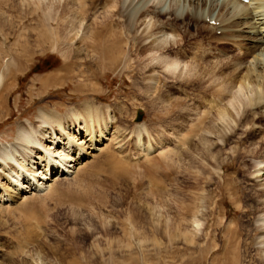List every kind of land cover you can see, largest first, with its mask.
Instances as JSON below:
<instances>
[{"label": "rangeland", "instance_id": "374dc122", "mask_svg": "<svg viewBox=\"0 0 264 264\" xmlns=\"http://www.w3.org/2000/svg\"><path fill=\"white\" fill-rule=\"evenodd\" d=\"M38 1L0 0V49L6 47L9 50L10 46H13L15 42V36L13 35L17 34L28 35L30 40L32 39L31 45H35L36 42H38L35 40L38 36L36 33L49 30L50 37V33L53 34L51 30H53V27L55 29L56 26V29H59L58 31L62 36H68L69 34L73 35L75 32H78V35H80L84 31L87 32L89 27L92 28L94 25L93 23L102 16L101 14L104 12V9H109L108 6L112 4V2L105 4L101 3L98 7H95L96 9H94V11L97 10L95 15H84L83 17L79 14L76 15V9L78 7L76 0H74L76 2L67 0L68 3L65 0ZM156 1L157 0L154 2ZM208 1L209 0H207V3ZM148 2V5L153 4L152 0ZM182 3L185 4L183 11L189 8L187 6V0H176V5L179 4V6H181ZM106 4L108 6L104 7ZM215 4H217V7L212 14L213 17L211 21L215 19L217 13L221 12L219 11L220 2L214 0L213 5ZM117 8H119L118 11L121 10L120 14L122 15L123 9L120 3L117 5ZM201 8L203 7H199L198 9ZM70 9L72 10L71 14ZM183 11L182 14H185ZM78 15L83 18L80 19L81 17ZM69 17H75V20L73 19L74 22L67 21ZM49 18H55L56 20H51L53 27L45 29ZM120 20L125 21L126 18L122 17ZM80 21L82 22L81 24H79ZM204 22L208 24V20ZM73 23H75L76 26ZM211 25H214V23ZM220 25L221 24L216 21V25L214 26L221 29L219 27ZM120 27L122 28L123 26L120 25ZM191 29L192 32H194L193 28ZM198 31L202 36H198V39L197 36H195L198 40L195 39L197 45L195 44L194 46H196V48L191 50L192 53L190 54L183 52L184 59L191 60L190 56L193 54V51L200 47L211 49L209 56L211 61L215 60V58L219 59V57L222 59L226 56L232 57L233 55L243 52V47L228 44L227 47L223 49L227 52L223 58L221 57L222 52L220 53L213 49L215 43L213 39L210 38V36L213 38V35H209L208 32L201 29H198ZM3 33L8 34V38H10L7 40L8 42H2L1 35ZM205 34L207 35L204 37ZM217 34H219V31H217ZM250 36L252 35L250 34ZM167 37V41L173 38V36ZM174 38L178 37L174 36ZM174 38L170 40H174ZM40 42L44 46V50L35 52L25 70L16 75V88L10 93L5 105L1 108L0 147L15 142L16 125L19 122V124H25L26 119L30 117L33 122L36 121L39 108L44 107L48 111H53V108L59 106V108H61L60 113L63 115L66 113L67 109L83 101V97H79L76 93H73V83L77 80L89 81L90 84L87 86V90L92 87L96 88V91L88 92L90 95L89 97L96 98V105H108L110 107L111 114L113 115V122H115V118V120L118 121L117 123L121 124L118 119L125 118L124 124L120 125L124 130L119 131L117 136H113L114 128L111 127L106 132V136L103 137V140L97 144L93 142V145L88 141L89 138L84 139V134L76 136V140H78L77 143L84 147L85 152L82 154L84 156L80 157V162H75L73 169H70L73 173H68L64 176L61 175L62 173L55 174L52 175V177L47 175L46 177L48 178L44 186L37 187L36 189L38 190L35 192L32 191L34 193L31 192L33 195L27 193V199L18 196L12 189V191H8L10 194L12 193V197L10 199H4L6 200L4 203H2V200L0 202V262H6L9 261V259H11V261L4 264H18L15 262L21 260L28 261L30 258L28 253L30 252L27 249L29 248L31 252L33 249L38 248L43 254V258L48 260V264H61V262L65 260L71 261L72 258L85 260L84 258H80L82 257L80 252L86 257L90 256V252H92L90 251V247H92V243L95 242L94 240L96 238H99L100 242L105 241L103 237L105 235L110 237V240L114 238L123 239V229L126 224L128 225L129 223L127 219L132 216L137 218L141 214L144 216V219L140 218L138 225H141L142 230L147 231V233L154 231L152 224L159 220L158 227H160L161 230H156L155 232L158 231L161 234L154 233V235L156 238H161V245L160 242L155 244L156 241L148 242L145 258L142 261L138 260V262L134 263L189 264L192 257L197 255H193V253L190 255V252L198 247L199 244L195 243L196 245L193 246L194 244L189 241H184L183 233L186 232L185 228H191L189 221L190 213L195 210L194 206L198 205L199 212L203 213V220H201L202 225H200L197 235H203L209 224H211L212 230L216 227L219 228V225L217 224L216 226V223L223 220L221 230L216 233V236H218V241L216 240L217 245L223 242L225 227L229 224H231L229 226L232 228L234 227V224L238 221V217L241 215V209L249 210L250 208H256L252 213H245L243 214L244 217L240 216V220L243 222L236 230L238 231L244 227L247 229L253 228L250 238L249 236H245L243 240L250 243L248 252H250L249 254L251 255L247 257V260H250L247 264H257V252L264 253V247H262V245L253 243L259 240L258 236L262 231L261 220L264 218V175L259 177L258 174L261 172L258 174L254 172L255 169L252 166L250 157L246 156L243 160H233L234 152L232 154V149H237L239 147L236 141L241 136L240 131L235 138L231 139L232 142L224 148L216 146V141L219 145L221 141L218 140L216 134H211V138H208L210 142L207 144L209 147L207 150V145L200 144L197 139L201 134V129L198 130V135L195 138L196 141L192 142L193 145L190 143L191 141L189 142V139L195 131L193 125H195L196 122L194 124L188 122L186 131L183 130V128L175 127L174 125L177 124L174 122V124H169L168 126L158 124L156 115H153L151 113L152 110L150 111V109L145 106L146 99L144 97L145 95L148 96L147 93L151 94L150 90L146 91L147 87L151 89L154 86H160V91L158 92H160V99L164 102L157 105L159 107V119L165 116V114L162 113V107L165 104H169L166 102V98H174L177 96L176 92L180 93L177 97L187 100L185 101L187 106L190 102L191 104L193 103L192 90L189 82L178 84L176 86L178 91L174 89L168 90L166 86H172L171 82L173 80L172 78H167L169 83H171L167 84L166 80L162 79L161 73L165 72L161 68L154 71L146 70L144 76H141L143 71L139 72L138 70L137 76L136 69H126L120 65L117 66V69H112L113 71L99 68L94 72V76L90 78L76 76L77 79L72 77L71 80L62 82L59 86H49L48 91L43 92V98L41 99L35 94L30 96L31 91H37L36 89L39 86L37 79L61 71L62 63L65 62V60H70L62 55L67 52V47L72 46L73 48L80 45V43L77 44L75 41H73V43L69 42V44L60 41L56 48L51 47L50 49V43ZM20 45L21 41H19L17 45L18 49H20ZM69 50L70 48L68 51ZM84 52L85 51H79V53ZM247 60L248 62L252 61V59ZM120 68L122 69L120 70ZM155 77H157V81ZM132 81H135V86L131 85ZM139 81L141 82L140 84ZM164 81L165 84L163 85ZM173 83L179 82L173 81ZM194 83L196 84V82ZM179 86H181V89L178 88ZM155 92H157V90ZM184 95H187V97ZM202 106L203 105H200L201 108H196L201 109L199 115H202L204 109ZM185 110L186 108L183 106L179 113L183 114ZM176 114L177 112L174 113V115ZM259 120L261 119H258L256 123L259 124L260 128L256 129V134L247 138L246 142H244L243 145L241 144L239 148L244 152L245 149L243 148L245 147L249 149L253 147L259 148L260 144H262L261 155L264 157V143H260L261 139L264 138V121ZM160 121L163 122L165 119ZM178 121L179 120H177V122ZM141 124L147 129L150 136L149 140L154 146L152 151L150 149L151 154L150 156L147 155L148 157L145 155V151L136 149L134 145L135 135L132 131ZM51 126H55V124L51 123L48 127ZM235 131H237V129ZM231 132L232 130H226L227 135ZM74 134L76 135V132ZM182 138L186 139V144L181 141ZM143 139L144 141L148 139L145 134ZM106 147L111 150L113 149V151H115V149L120 151H115V153H118L115 155L116 159L112 161L115 173L113 175H110L109 168L105 162H103L102 166L101 163L91 166V163L95 161L97 155L104 150V148L107 149ZM160 148L161 151L162 149L164 151L160 152ZM153 149L159 151H154ZM177 150L182 154L179 157L175 154V152H178ZM77 155L78 153H75V157H77ZM120 158L121 161L123 160V164L117 161L120 160ZM124 162L127 164H124ZM81 169L83 171L85 170L84 174L79 173ZM241 170H244V172L241 173ZM60 175L62 177H60ZM138 175L142 177V180L137 182L135 186L132 183L126 185H100L97 183L102 180L128 182L132 179L136 180V176ZM1 179L0 181L3 184L4 181ZM52 187H54V189ZM94 189H98L96 190L98 192L95 193L96 195L102 194L96 197L93 194L96 192ZM159 192H163L164 195L160 196L153 194ZM249 192H252L253 197H248ZM201 196H204L205 202L202 203L203 207L199 208L201 205L198 203V198ZM235 200H237V203H233ZM235 205L238 208H235ZM179 211L183 213L182 217H179ZM173 218H177L176 221L178 223L169 222V227H164V222L167 219L173 222ZM247 219L251 222L250 227L246 226ZM161 220L165 221L162 222ZM120 223H123V226H121ZM160 224L163 227H161ZM28 227L31 229L32 235L34 231L37 232H35L36 234L34 233L38 235L37 238L35 235L33 238L30 232L26 233L29 236L23 234L27 229V231H30ZM259 230L261 231L259 232ZM168 231L171 233V236L168 235ZM243 232L244 231H242V233ZM241 234L238 235L239 239L242 237ZM17 235L18 238L16 237ZM24 235L27 237L31 235L32 240L34 239L35 242L26 249L28 252L24 250L23 253H19L20 251L17 245ZM219 236L222 239L219 238ZM158 240L159 239H157V241ZM191 245L193 248L190 250ZM84 263L112 264V260H107V255L105 254L102 258L96 257L90 261L85 260L81 262V264Z\"/></svg>", "mask_w": 264, "mask_h": 264}, {"label": "bare ground", "instance_id": "6f19581e", "mask_svg": "<svg viewBox=\"0 0 264 264\" xmlns=\"http://www.w3.org/2000/svg\"><path fill=\"white\" fill-rule=\"evenodd\" d=\"M76 1L78 3L76 15L79 14L83 17L84 15H95L97 10L94 11V9L101 3L105 4L112 2V4H110V6L106 4L104 7L108 6L109 9H104V12L101 14L102 16H99L100 19L93 23V27H87L89 30L87 32H82L80 35H78V32H75L76 34L74 33L73 35L69 34L68 36H62L58 31L59 29H56L57 26L54 29L51 22L53 19L56 20L55 18H49L45 28L48 29L53 27V30H51L53 34L50 33L49 37V30L36 33L38 36L35 40L38 42H36L35 45H31L32 39L30 40L28 35H13L15 36L13 46H10L9 50L6 47L0 49V112L8 96H10V93L16 88V75L25 70L35 52L44 50V46L40 41L47 44L50 43V49L51 47L56 48L60 41L66 44L75 41L77 44L80 43V45L73 48L67 45V48H70V50L68 51L67 49V52L62 54L63 57L70 60H65V62L62 63L61 71H53L55 72L54 74L45 75L37 79L39 85L36 89L37 91H31L30 96L35 94L41 99L43 98V92L48 91L49 86H59L62 82H67L71 80L72 77L76 78V76L90 78L94 76V72L99 68L113 71L112 69H117V66L120 65L126 69H136L137 76L138 70L139 72L143 71L141 76H144L146 70L154 71L161 68L165 72L161 73L162 79L166 80L167 84L172 83V86H166L168 90L174 89L178 91L176 88L178 84L189 82L192 90L193 103L191 104L190 102L187 106L185 102L187 100L177 97L180 93L176 92L177 96L174 98H166V102L169 104L163 105L162 113H164L165 116L159 119V107L157 105L164 102L160 99L161 96H159L160 92L158 91H160V86H154L151 89L147 87L146 91L150 90L151 94L145 92L148 95L144 97L146 99L145 106L149 108L150 111L152 110L151 113L153 115H156L158 124L168 126L169 124L176 123L177 125H174L175 127L183 128V130L186 131L188 122H192V124L196 122V124L193 125L195 131L189 139V142L191 141L190 143L193 145L192 142L196 141L197 132L201 129V134L197 138L198 142L207 145L208 142H210V140H208V138H211L210 135L216 134L218 140L221 141L220 145L217 144L216 141V146L219 148L228 146L232 142L231 139L235 138L239 131L241 136L236 141L239 147L246 142L247 138L256 134V129L260 128L259 124L256 122L258 119H261L259 121H264V0H248L247 3L240 0H216L220 2L219 11L221 12L217 13L213 21L214 25H216V21L221 24L219 26L221 29L210 23L213 17L212 14L217 7V4L213 5L214 0H209L208 3L207 0H187V6L189 8H186L185 11H183L185 4L182 3L181 6H179V4L176 5V0H157L156 2L152 0L153 4L150 5L147 4L149 0ZM119 3L123 9L122 15L120 14L121 10L118 11L119 8H117ZM199 7L203 8L198 9ZM182 11L185 12V14H182ZM71 12L72 10L70 14ZM122 17L126 18V20L121 21L120 18ZM74 18L69 17L68 20H66L74 22ZM206 20H208V24H205L204 21ZM81 23L80 21L79 24ZM120 25L123 27L121 28ZM191 28H193L194 32H192ZM198 29L208 32L209 35H213V38L210 36L215 43L213 49L220 53L222 52L221 57L224 58L226 55L225 53L227 52L223 49L227 47L228 44L243 47V52L233 55L232 57L226 56L224 59L219 57V59L215 58V60L211 61L209 59L211 49L200 47L201 49L198 48L193 51V54L190 56L191 60L184 59L183 52L190 54L192 53L191 50L196 48V46H194L196 44L195 36H197V39L199 38L198 36H202ZM217 31H219V34H217ZM250 34L252 36H250ZM206 35L207 34H205L204 37ZM1 36L2 42L10 39L7 33H3ZM167 36H173V38L176 36L178 38H174V40H170L173 39L170 38L169 41H167ZM19 41H21L20 49L17 48ZM79 51L85 52L79 53ZM247 59H252V61L248 62ZM121 69L122 68H120V70ZM155 78L157 81V77ZM167 78H172L174 82L178 81L179 83H173V81L169 83ZM194 82H196V84ZM140 83L139 81V84ZM89 84V81L86 82L84 80H77L73 83V93H76L79 97H83L84 100L72 108L67 109L65 114L62 115L60 113L61 108H59V106L53 108V111H48L44 107H41L38 110L36 116L37 120L35 122H33L30 117L26 119L25 124H19V122L16 125L15 142L0 147V179L2 178L1 180L4 181L3 184L0 181V202L2 200V203H4L6 202L4 199H10L12 197V193L10 194V192H8L9 190H14L18 196L27 199V193L30 194L32 191L35 192L38 190L36 189L37 187L44 186L48 178L46 177L47 175L52 177V175L55 174L62 173L61 175L64 176L65 174L73 173L70 169H73L75 162H80V157H83L84 155L82 154L85 152L84 147L77 143L78 140H76V136L84 134V139L89 138L88 141L93 145L94 143L97 144L102 141L103 137L106 136V132L111 127L114 128L113 136H117L119 131L124 130L120 125L124 124L125 118L118 119L121 124L117 123L118 121L115 120V118V122H113V115L111 114L110 107L108 105H96V98L89 97L90 95L88 92L96 91L94 87L87 90ZM164 84L165 81L163 85ZM131 85L135 86V81H132ZM178 88L181 89V86ZM156 90L157 92H155ZM184 96L187 97V95ZM200 105L204 107L202 115H199L201 109H196L197 107L201 108ZM183 106H185L186 110L181 114L179 112ZM175 112H177L176 115H174ZM0 117H2V115ZM163 119H165V121H160ZM177 120L179 121L177 122ZM51 123L55 124V126L48 127ZM235 127L237 131H235ZM226 130H232V132L227 135ZM75 132L76 135L74 134ZM132 133L135 135L134 145L136 149L145 151V155L150 156L154 146L149 140L150 136L145 126L142 124L137 126ZM144 134L148 138L146 141L143 139ZM181 141L184 144L187 143L186 139L182 138ZM260 143H264V138L261 139ZM261 146L263 145L260 144L259 148L253 147L250 149L245 147L243 148L245 149L244 152L237 146V149H232V154L234 152L233 160H243L246 156L250 157L252 166L255 169H253L254 172L256 174L261 172L258 175L259 177L263 176L264 157L261 155ZM208 149L209 147L207 145V150ZM153 150L156 151L157 149ZM115 151L118 150L115 149ZM115 151H113V149L104 148V150L97 155L95 161L91 163V166H95L98 163H101L102 166L103 162H105L109 168L110 175L115 174L112 161L116 159V153L120 152L118 151L115 153ZM163 151L164 150L162 149L161 151L160 148V152ZM177 151L178 152H175L176 156H181L182 154L180 151ZM75 153H78L77 157H75ZM117 161L123 164L121 158ZM124 164L127 163L124 162ZM84 171L81 169L79 173L84 174ZM243 172L244 170H241V173ZM61 175L60 177H62ZM136 177V180L132 179L128 182L102 180L97 183L100 185H126L132 183L135 186L137 182L142 180L141 176L138 175ZM52 188L54 189V187ZM95 193L98 192L96 191L93 193L96 197L102 194L96 195ZM153 194L160 196L164 195L163 192ZM249 196L253 197L252 192H249L248 197ZM203 197L204 196L198 198V203L201 205L199 208L203 207L202 203L205 202ZM236 201L237 200L233 203H237ZM194 207L195 210L190 213L189 219L191 228L184 227L186 232L183 233L184 241H189L194 244L193 246L199 244L194 250H191L193 248L191 245L190 255L191 253L197 255L192 257L189 264H247V262L250 261L249 259L247 260V257L251 255L249 254L250 252H248L250 243L243 240V237L249 236L250 238L253 228L247 229L244 227L238 231L236 229L243 222L240 220V216L244 217L243 214L252 213L256 208H250L249 210L241 209V215L238 217V221L234 224V227L232 228L229 226L231 224H229L225 227V230L223 228V242L217 245L216 240L218 241V236H216V233L221 230L223 220L217 222L216 226L218 224L219 228L216 227L213 230L211 224H207V230H205L203 235L198 234V236L197 232L199 231L200 225H202L201 220H203V213L199 212L198 205ZM235 208L238 207L236 206ZM179 214V217H182L183 213L179 211ZM140 218L144 219V216L140 214L137 218L132 216L127 219L129 223L128 225L126 224L123 229V239L114 238L110 240V237L105 235L103 236L105 241L100 242L99 238H96L94 240L95 242L92 243V247H90V251H92L90 252L91 255L86 257L80 252L82 255L80 258L90 261L96 257L102 258V256L106 254L107 260H112V264H135L134 262H138V260L142 261L147 252L148 242L156 241L155 244L160 242L161 238H156L154 233L161 234L158 231L155 232L161 229L158 227L159 220H157L152 224L154 231L147 233V231L142 230L141 225H138ZM173 219V222L168 219L166 221H161H165L164 227H169L170 223H178L176 221L177 218ZM261 221L262 231L259 230V232L261 231L258 236L259 240L252 242L264 247V218H262ZM246 223V226H251L249 219L246 220ZM161 224L160 226L163 227ZM120 225L123 226V223H120ZM27 230H25L23 234L32 232L31 229L30 231ZM242 231L244 232L242 233ZM35 232L36 231L33 232V235L31 233L33 238L37 233ZM240 234L242 237L239 239L238 235ZM26 235L18 242L19 244L17 243L18 245L16 244L20 251H18L19 253H23L24 250L35 242L34 239L32 240L31 235L30 237ZM168 235L171 236V233ZM35 236L37 238L38 235ZM16 237L18 238V235ZM219 238L221 237L219 236ZM157 239L159 240L157 241ZM27 250L30 252L28 253L30 255L29 260H21L15 263L48 264V260L43 258V254L38 248L33 249L32 252L30 248ZM27 250L26 252H28ZM85 260L72 258L71 261L65 260L61 262V264H81V262ZM257 260V264H264V253L257 252ZM10 261L11 259L6 262L1 261L0 264Z\"/></svg>", "mask_w": 264, "mask_h": 264}]
</instances>
